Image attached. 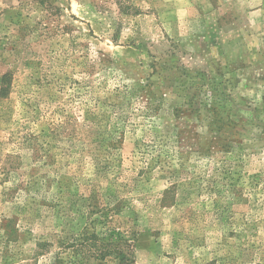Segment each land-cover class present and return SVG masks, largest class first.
I'll use <instances>...</instances> for the list:
<instances>
[{
    "label": "rangeland",
    "instance_id": "obj_1",
    "mask_svg": "<svg viewBox=\"0 0 264 264\" xmlns=\"http://www.w3.org/2000/svg\"><path fill=\"white\" fill-rule=\"evenodd\" d=\"M90 192L135 264H264V0H0V264Z\"/></svg>",
    "mask_w": 264,
    "mask_h": 264
},
{
    "label": "trees",
    "instance_id": "obj_2",
    "mask_svg": "<svg viewBox=\"0 0 264 264\" xmlns=\"http://www.w3.org/2000/svg\"><path fill=\"white\" fill-rule=\"evenodd\" d=\"M97 194L90 192L86 205L73 203L68 229L51 241L37 240L34 255H50V264H135L136 233L116 219L119 203ZM14 231L7 238L16 237Z\"/></svg>",
    "mask_w": 264,
    "mask_h": 264
}]
</instances>
